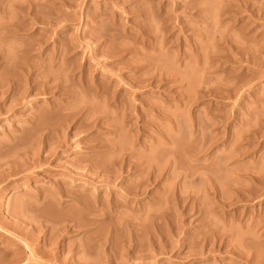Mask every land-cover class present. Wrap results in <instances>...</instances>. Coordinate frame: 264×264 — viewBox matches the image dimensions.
<instances>
[{"label": "rangeland", "instance_id": "rangeland-1", "mask_svg": "<svg viewBox=\"0 0 264 264\" xmlns=\"http://www.w3.org/2000/svg\"><path fill=\"white\" fill-rule=\"evenodd\" d=\"M0 108V264H264V0H0Z\"/></svg>", "mask_w": 264, "mask_h": 264}, {"label": "bare ground", "instance_id": "bare-ground-1", "mask_svg": "<svg viewBox=\"0 0 264 264\" xmlns=\"http://www.w3.org/2000/svg\"><path fill=\"white\" fill-rule=\"evenodd\" d=\"M66 6V4L65 3H63L62 4V7H65ZM69 51H67V53H68ZM64 53H66V52H64ZM66 55H64L63 54V57L65 58V59H67V56L65 57ZM53 57H55V56H53ZM62 57V61L64 60V58ZM59 58V57H58ZM57 58V59H58ZM59 60V59H58ZM60 60H61V58H60ZM97 87V86H96ZM100 87V86H99ZM93 89H94V87H92ZM97 90V89H96ZM95 90V91H96ZM91 91V90H90ZM94 91H91V93H93ZM97 92H99V91H97ZM105 93V92H104ZM97 93L95 92V94H94V96L96 95ZM102 94V93H101ZM98 95V94H97ZM104 94H102L101 96H103ZM100 96V97H101ZM13 105H15V104H12V106ZM10 107L9 106V108H8V110L7 111H9V109L11 110V108H13V107ZM0 110H3V108H0ZM95 122V121H94ZM93 122V124L94 125H96L97 123L95 122L94 123ZM29 156V155H28ZM27 156V158H29L30 159V156L28 157ZM33 157V156H32ZM31 157V159H32V162L33 163H35L37 160L34 158H32ZM28 159V160H29ZM17 165V164H16ZM56 203L58 204V205H64L65 203H66V201H63V197H67L68 195L67 194H63V192H62V190L61 191H57L56 193ZM54 194V195H55ZM91 202H93V204H98L101 208H100V210H94V209H91V208H89V207H87V208H85L84 207V209H85V213H87L88 214V216L90 217V219H88L90 222L89 223H91V221H92V223L93 222H96V221H98V218H102V220H103V222H108V223H110V224H112L113 223V221H115L114 223H115V225L116 226H126V225H130V223H128V222H116L117 220H115V217H116V213L114 212V211H111L110 209H108L109 207H110V205H112V202L111 201H107V202H100L99 201V199H95V198H93V200H91ZM83 202H82V200L81 199H75V202H74V207L75 208H78V209H81V210H83V207H82V204ZM115 205H116V203H114ZM88 217V218H89ZM0 229L1 230H4V231H6L3 227H1L0 226ZM223 235V234H222ZM222 235H220L219 237L220 238H222ZM217 238H218V236H217ZM24 245H25V247L27 248V249H29V251H30V254H31V257L32 258H34L35 257V253L31 250V248H30V246H29V244L27 243V242H25L24 243ZM15 248H17V249H19L20 248V245L19 246H16ZM42 251L44 252V253H47V252H45L43 249H42ZM7 253H13V254H15L14 253V251H11V250H7L6 251ZM46 256H47V254H45ZM42 258H45L44 256L42 257ZM47 258V257H46ZM45 258V259H46ZM47 260V259H46ZM48 261V260H47ZM44 263H46L45 261H43V262H41L40 264H44Z\"/></svg>", "mask_w": 264, "mask_h": 264}]
</instances>
